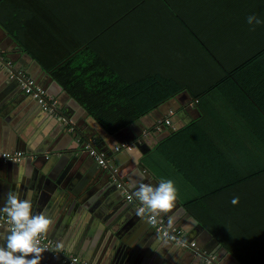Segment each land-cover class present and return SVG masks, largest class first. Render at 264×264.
<instances>
[{
    "label": "trees",
    "instance_id": "obj_1",
    "mask_svg": "<svg viewBox=\"0 0 264 264\" xmlns=\"http://www.w3.org/2000/svg\"><path fill=\"white\" fill-rule=\"evenodd\" d=\"M182 2L108 0L107 7L73 5L71 24L63 22L81 44L75 48L66 38L60 41V50L53 31L48 37L33 23L30 7L23 10L0 0L4 14L0 23L110 133L188 90L200 117L169 131L143 164L160 181L173 180L178 200L232 248L244 239L233 235L230 223L208 198L264 175V27L252 29V47L244 49L246 53L227 54L226 49L215 50L200 28L187 22L183 27ZM258 36L263 42L255 47ZM231 143L233 177L225 175L219 181L188 177L200 173L199 154L215 153L226 160Z\"/></svg>",
    "mask_w": 264,
    "mask_h": 264
},
{
    "label": "crops",
    "instance_id": "obj_2",
    "mask_svg": "<svg viewBox=\"0 0 264 264\" xmlns=\"http://www.w3.org/2000/svg\"><path fill=\"white\" fill-rule=\"evenodd\" d=\"M180 1H183L182 4H184V12L186 13L184 14V17L182 19L183 27H186L185 24L190 23L194 27L200 28L201 31L199 32L204 34V38L207 39L209 44L215 45V47H213L215 50L223 48L226 49L227 54L246 53L244 49L252 47V29H262V27H264V25L253 27L249 25L246 20L249 15H256L264 19V0ZM9 2L10 5L12 4L16 7L19 6V8L23 10H26L27 7L32 8L35 12V17L32 18L33 23L36 24V27L38 29L44 28L48 37H50L51 34L50 30L53 31L54 34H52V36L55 37V47L60 50V41L66 40V38L67 42H69L70 40V42L74 45L73 47L75 48L81 44L79 37L75 35L73 31L63 22V19H67L68 23L71 24V15L69 13L71 7H73V5H86L89 6V8H92L91 6L107 7L108 0H9ZM49 4L52 6V8L49 7ZM0 16L4 17V14H0ZM0 25L2 26L1 23ZM3 29L5 28L3 27ZM5 31L8 35H10V33L6 29ZM254 38H256L254 40H257V38H259L255 42V47H260L263 42V37L258 36ZM0 40H3L5 42L4 44H6L7 46L12 44L8 40V38L4 37L1 31ZM16 42L24 49L23 51H21L22 53H29L18 41ZM14 51L19 53L18 50ZM0 52L2 53V55L3 53H6V51H4L3 49H0ZM33 58L37 60L35 57ZM11 62L14 67L17 66L16 68H18V61ZM20 69L25 70L24 68ZM33 78L36 80V83L40 87L45 89L48 98L56 100L58 105L59 111H56L55 114L47 112L45 117L51 116L52 114L55 115V117L64 120V126L67 128L64 133V137L69 139L72 146H74L75 144L79 145L80 147V150H78L76 153L70 152L71 154L69 155L65 154V160H60L62 158V153H58V159L52 162L50 160L51 155H49V159L45 157V154H49V151H44L42 153H38V149L34 151H24L35 156V158L32 160L33 163L29 161L26 163H28V166L30 165L31 167L33 166L37 169L36 175L39 179L44 178L43 180L50 184V182L56 181L55 177L59 176L58 173L61 172L62 174L61 179L58 178L59 182L56 185L57 188L55 187L53 188V191H50L49 189H47V186H45V188L41 187V192L39 193V196L45 197V199H47V201L49 202H46L48 207L51 206V210L48 213V218H50L53 223L50 226L46 237L51 239L55 243L57 248L62 244L64 246L63 249H58L63 254H74L83 258L78 253L71 251L75 250L72 249L74 247L72 246V244H79L81 242L88 243L92 236L91 234H85V236L82 235L84 233L85 225L80 226L81 212L87 216V220L89 218H93L96 224L95 228L98 227V229L102 232H109V228L106 227L104 222L109 217L111 218L116 215L118 218H116L115 222L118 221V223L115 224L114 222L113 226L115 227V229L117 227L116 230H120L121 235L123 237H126L132 244L128 241L127 243L136 245V247H139L142 252L138 260L139 264H190L187 261L186 255L179 252L180 248L173 247L174 244H172V240L165 239V237L159 231L151 226L148 218L147 220H142V218L137 215V207L139 205V201L135 199L134 202H129L126 199V196L118 187H116L117 185L115 184L114 180L115 176H113V178L109 181L106 179V181L102 182L93 181L87 183V180L89 179H84L86 177L88 168L91 166L89 162L94 163V160H91V155L86 149V145L92 143L93 147H95L96 150H98L99 152H103L105 156L109 158L107 159L113 162L115 168L118 169L121 173L120 177L122 179H119L123 180V178H125L128 190L134 193L136 191V187H134L135 184L141 182L143 178L140 177L141 175L134 176L132 184L127 180L129 176L133 175V172L137 168L132 160V157L130 156H128L126 160L118 162L115 155L119 152L115 151V147L117 145L126 143L131 145L132 148L125 151H133V141L141 138V135H147L149 132H154L157 137L167 135L169 129H163V131L161 130L160 133H157L154 131L153 127L148 133H146L144 131V128H147L154 123L158 124L165 118L169 110L166 113L161 112L163 114L161 117H159V120L157 118V120L154 121V119L151 118L145 119L144 121H137L129 125L128 129H125L122 135H117L118 133H110L107 129H105V127H103L101 123L92 114H90V112L64 87V91H61V89L58 90L57 88L50 90L51 85H49L48 87L46 78L41 82H38L39 79L37 80L35 77ZM65 90L71 95L72 98H67L66 96H64ZM19 95L21 96V100H19L15 104L11 111L6 113L7 116L10 117L11 122L2 121L3 129L7 131L6 133H9L14 137L18 135L17 126L20 123H26L27 126L28 124H32V129L38 130V118L41 117L40 113H43L42 106L32 96L25 94L23 90L19 91ZM70 99L74 100V102ZM75 101L79 102L80 105L83 106L84 110L80 109ZM185 121L186 116H183L180 112L175 111V114L172 117V124H180ZM5 123H7L6 126ZM97 123L107 131L108 134L106 135V138L103 137V135L99 132L100 130H102V128L98 126ZM14 125H16V127H14ZM61 131L62 130L60 129L59 132ZM68 133L69 138L67 137ZM70 134L77 135L71 138ZM83 134L85 136L89 135L90 140L84 141ZM103 134L105 135V133ZM149 141L154 145L153 139L150 136ZM202 144H204V141L202 142ZM229 145H231V150L227 149L228 151L225 155L227 157L226 160H221V158L215 153L208 155H206L207 153L204 155L203 153L199 154L196 161V167L198 171H200V173L197 172L195 175L189 173L188 177L192 176V180L196 181H219L220 178H224L225 175L233 177L234 172L230 173L229 170L231 168L230 163L232 164V166H234L235 164L234 143H231ZM14 151L23 150H0V152ZM220 151L221 150L219 148V152ZM230 151L232 153L231 155ZM187 154L189 153L187 152ZM250 162L251 159L248 161L247 165H249ZM95 163H98L96 159ZM55 167L59 169V172H57ZM206 167L208 168L206 169ZM100 168H102L101 165L99 167V170ZM210 172L212 173L210 174ZM220 174H222L223 176H220ZM153 177L157 182H161L154 175ZM20 179L22 180L18 182H11L8 181V179L0 176V206L2 204H5L10 191L15 193L21 200L27 199L31 202V195H33V193L30 191L28 185L24 183L25 175L23 174L22 178ZM136 179L138 180L136 181ZM82 181H84V183L81 186L80 183ZM154 182L155 180H149L148 184L156 187ZM78 185H80V190L81 188L82 190L81 192L79 190V193H75L77 196H86V194H89L83 201L80 202L76 199L77 197L72 192L73 189L78 188ZM233 197H239L240 202L238 205H233L231 203ZM208 202L218 213V215H221L227 219V221L231 225V228H233V235L238 234L239 237H243L244 239L241 240L236 247L233 246L232 248H228L224 246L221 241H219V239H217L208 230L213 235V237L219 241L220 246L225 247L229 253V256H224L221 259V262L218 259V253H215V251H217V247H214L212 246V244L208 243V240H201V242L197 241L198 236H201V233H198L196 227L188 222V218L185 219L184 209H186V211L193 215L191 209L187 208L185 204L181 203L180 201L179 203L181 205L175 203V206L171 210V212L162 215L160 218L163 220L165 225L169 227L168 221L171 217L173 227L183 229L185 240H187L188 242H196V246H198L199 244L198 250L202 252L201 254L206 257L207 264H210L207 259V256L210 254L216 256V258L218 259L217 262L219 264H264V175H261L254 179L246 180L238 186H234L230 189L213 195L208 198ZM84 204L87 205L88 208H85ZM129 211L132 212L131 216L128 215ZM78 212L80 213V215ZM126 214L128 216L127 219H123L125 218L124 215L126 216ZM146 216L148 217V214ZM123 224L126 228L122 227ZM4 244L5 241L3 239H0V246H3ZM116 245H121V242L116 243ZM125 246L126 245L121 248V251L119 253L120 260H125L127 264H131V256L129 255L128 257H126V255H123V252H125L123 248ZM211 246V249H214L213 253H208L209 251H207L206 247L210 248ZM109 251V254L106 256V258L109 257L110 259L109 255L111 254L112 250L110 249ZM194 254L196 256L201 255L196 252H194ZM84 260H86L89 264H93L88 259ZM107 263L108 260L105 259L103 264ZM57 264L65 263L60 260V262L57 261Z\"/></svg>",
    "mask_w": 264,
    "mask_h": 264
},
{
    "label": "water",
    "instance_id": "obj_3",
    "mask_svg": "<svg viewBox=\"0 0 264 264\" xmlns=\"http://www.w3.org/2000/svg\"><path fill=\"white\" fill-rule=\"evenodd\" d=\"M0 31L2 32L4 37L8 38V40L12 43L11 45L7 46L6 44H4L5 42L3 40L2 41L0 40V49H3L4 51H6L5 54L3 53V57L0 56V121H1L0 122V150L21 149L23 151H30V150L34 151L38 149L37 150L38 153L49 151V154H45V157L49 159L48 157H50L49 155H51V159H50L51 162L58 159L57 158L58 153H62V158L60 160H65L66 159L65 154L69 155L71 154L70 152L76 153L78 150H80V147L79 145H75V144L74 146H72L69 139L64 137L65 135L64 133L67 130V128L64 126V120H62L61 118L60 120L59 118L55 117V115H52V114L51 116L45 117L48 111L45 110L43 107H42L43 113H40L41 117L38 118V124H37L38 130L32 129V124H28L27 126L26 123L25 124L20 123L17 126L18 135L14 137L13 135L6 133L7 131L3 129L2 121L11 122L10 117H8L6 113L11 111L13 107L15 106V104L19 100H21L19 91L22 90L18 79L10 77L13 69H10L7 67L1 68V64H4L5 59H9L11 61H18L19 63L18 68H16L17 66L14 68L15 69L24 68L26 72L29 73L31 76L35 77L37 80L39 79L38 82H41L46 78V81H47L46 83L48 84V87L49 85H51L50 90L57 88L58 90L61 89V91H64V88L29 53L27 52L22 53L21 51H23L24 49L14 40L12 36L6 33L5 29H3L1 25H0ZM14 50H18L19 53L15 52ZM64 96H66L67 98H72L71 95L66 90L64 92ZM72 101L74 102V100ZM192 102H193V97L191 96V93L188 90H184L180 92L179 94H177L175 97L163 103L158 108L142 116L139 119V121H144L145 119H151V118H153L154 121H156L157 118L159 120V117H161L163 113H166L168 110L172 109L174 111L180 112L183 116H186L185 122L180 123V124H175V123L172 124L173 126L169 128V131L174 132L176 130L183 128L187 124L191 123L193 120L200 117L201 113L198 111V109L195 106L191 105ZM75 103L79 106L80 109L84 110L83 106L80 105L79 102L75 101ZM57 111H59L58 108H57ZM156 124L157 123H154L153 125H150L147 128H144V131L148 133L153 127L155 128ZM6 125L7 123H5V126ZM98 126L100 125L98 124ZM14 127H16V125H14ZM100 127L102 128V130H100L99 132L103 135V137L106 138V135L108 134L107 131L102 126ZM60 129L62 130L61 132H59ZM125 129L127 130L128 126L117 131L116 132L118 133L117 135L119 134L122 135ZM103 133H105V135ZM76 135L70 134V137L72 138V137H75ZM149 136L153 139L154 145L153 143L149 141ZM166 136L167 135L157 137L154 134V132L153 133L149 132L147 135H141V138H138L136 141H133V144H134L133 151L124 150L115 155L116 160L118 162L126 160L128 156L132 157V160L135 163V166L137 169L133 172V175L127 178V180L131 184L133 183L134 176L141 175L140 177L144 179V180L142 179V182L148 183L149 180H155L154 182L155 186L159 185L160 182L156 181L153 175L148 171V169L143 164V158L149 152H151L153 147L158 142H160L162 139H164ZM67 137L69 138V133L67 134ZM83 139L84 141H89L90 136L84 135ZM92 159L94 160V163L89 162L91 166L88 168L86 177L84 178V179L86 178L89 179L87 180V183H90L93 181L102 182V181H106V179L109 181L110 179L113 178V176L121 178L120 177L121 173L118 169L115 168L113 162L109 161V165L107 167L101 166L102 168H100L99 170L100 165L98 163H95V158L93 156H91V160ZM28 161L33 163V161L28 158L23 159L19 162H15V161L0 162V164H5V165H0V176L8 179V181L18 182L22 180L20 178H22V175L24 174L25 175L24 183L28 185L30 191L33 193V195H31L33 214L39 215L42 213L48 217L49 215L48 213L51 210V206L48 207V205L46 204V202H48L47 199H45V197L39 196V193L41 192V187L45 188V186H47V189H49L50 191H53L54 190L53 188H55L59 182L58 178L61 179L62 174L61 172L58 173L59 176L55 177L56 181L50 182L51 184L50 185L49 183L43 180L44 178H40V179L38 178V176L36 175L37 169L34 168L33 166L32 168L30 165L29 167L28 163H26ZM55 169L57 170V172H59V169L57 167H55ZM137 180L138 179H136V181ZM123 181L125 182L126 179L123 178ZM83 183L84 181L80 183L81 186ZM137 186H138V183H136L134 187H137ZM79 190H80V185H78V188L73 189L72 192L77 197L76 199L80 202V201H83L85 197H87L89 194H86V196H81V195L77 196L75 193H79ZM73 193H70V194H73ZM176 203L181 205L178 199ZM3 205L4 204H2L0 208H2ZM84 207L88 208L87 205L85 204H84ZM184 213H185V219L188 218L189 219L188 222L196 227V230L198 231V233H201V236H198L197 241L201 242V240H208L209 241L208 243L212 244V246L214 247H217V251H215V253H218V259L221 262V259L224 256H227L229 254L227 249L223 246H220L219 241L216 238H214L213 235L193 215H191V213L186 211V209H184ZM128 215L131 216L132 212L129 211ZM146 215L147 214H145L144 216H140L142 220L144 219L147 220ZM124 217L125 218L123 219H127L128 217L127 214L126 216L124 215ZM86 218L87 216L81 212L80 226L85 225L84 233L82 235L85 236V234H89V235L91 234L92 235L91 239L88 243L81 242L79 244H76V243L72 244V246H74L72 249H75V250H71V251L78 253L84 259H88L93 264H103L105 259L108 260L107 264H127L125 260L124 261L120 260V255H119L121 248L124 245H126L127 247L125 246L123 248L125 250V252H123V255H126V257H128L129 255L131 256L130 258V260L132 259L131 264H139L138 260L142 252L139 249V247H136V245H131L132 243L126 237H123L121 235V231L116 230L117 227L115 229L113 225H114L116 218H118L116 215H114L111 218L109 217L104 222L106 227L109 228V232L108 231L102 232L98 229V227L95 228L96 224L93 218H89L88 220ZM123 219H122V222H123ZM117 223L118 221L115 222V224ZM122 227L126 228L124 224L122 225ZM0 232H6V228H4L3 226H0ZM127 241L131 244L127 243ZM120 242H121V245H116V243H120ZM171 242L172 244H175L174 241H171ZM212 246L210 248L206 247L207 251H209L208 253H213L214 249L213 250L211 249ZM198 247H199V244L198 246H196V248H192L188 245H186V247L180 246L179 252L184 253L186 255L187 261L190 264H204L207 261L206 257L204 255L198 254L199 256H196L194 254V252L200 253L198 250ZM110 249L112 250V252L109 255L110 256V259H109V257L106 258V256L109 254ZM60 260L61 259L59 257H55L53 256L52 253L46 251L43 254V259L41 261V264H57V261L60 262Z\"/></svg>",
    "mask_w": 264,
    "mask_h": 264
},
{
    "label": "clouds",
    "instance_id": "obj_4",
    "mask_svg": "<svg viewBox=\"0 0 264 264\" xmlns=\"http://www.w3.org/2000/svg\"><path fill=\"white\" fill-rule=\"evenodd\" d=\"M246 20L253 27L264 25V19L256 15H249ZM134 195L142 205L137 215L148 214L150 222L156 223L158 217L171 212L179 193L173 180L162 179L156 187L139 182ZM239 202V197L231 200L233 205ZM0 220H3V227L6 228V232H0V239L5 241L0 246V264H41L43 254L48 250L42 242L53 221L42 213L34 215L32 203L27 199L21 200L11 191L0 208ZM168 226L173 227L171 217ZM184 243L187 241L177 240L173 247L179 248ZM63 247L62 244L58 246L61 250Z\"/></svg>",
    "mask_w": 264,
    "mask_h": 264
},
{
    "label": "built area",
    "instance_id": "obj_5",
    "mask_svg": "<svg viewBox=\"0 0 264 264\" xmlns=\"http://www.w3.org/2000/svg\"><path fill=\"white\" fill-rule=\"evenodd\" d=\"M0 56L3 57L2 53L0 52ZM10 68L13 69L11 72L10 77L11 78H16L19 81V84L22 88V90L25 92V94L32 96L45 110H47L49 113L55 114L58 108L56 100H53L51 98H48L45 89L40 87L37 83L36 80L25 70L22 69H15L14 66L12 65V62L9 59H5L4 64H1V68ZM194 106V102L191 104ZM175 111L170 109L165 116L163 120H161L156 126L154 131L157 133H160L161 130L163 129H169L172 127V117L174 116ZM93 144H88L86 145V149L88 150L89 154L93 156L98 163L103 166L107 167L109 165V160L105 156L103 152H99L98 150L93 147ZM132 148L131 145L123 143L121 145H117L115 147L116 152H121L123 150H130ZM30 159L33 160L35 158L34 155L28 154L24 151H14V152H0V162H8V161H15L19 162L23 159ZM115 183L117 187L121 190V192L126 196V199L129 202H134L135 201V195L133 192L128 190V187L126 186V182L123 180L119 179L118 177H115ZM142 205L139 202V205L137 207V210L141 207ZM148 220H149V215H148ZM149 223L153 228H155L157 231H159L164 237L165 233H167V239H170L174 242L177 240L179 241H187L184 239V231L182 228H177V227H172L169 228L165 225L163 220L158 217L156 223H152L149 220ZM4 222L3 220H0V226H3ZM43 245L47 247V252H50L53 254L55 257H59L65 264H89L86 260L83 258L79 257L78 255L70 254V255H65L63 254L55 245V243L47 238L46 236L43 239ZM190 246L192 248H196V242L191 241L187 243L182 244V246ZM200 252V251H199ZM200 252L199 254H201ZM202 255V254H201ZM208 262L210 264H219L217 262V258L215 255L210 254L207 256Z\"/></svg>",
    "mask_w": 264,
    "mask_h": 264
}]
</instances>
